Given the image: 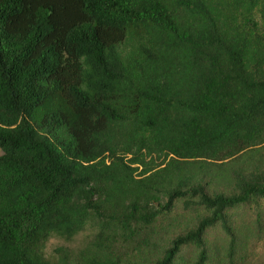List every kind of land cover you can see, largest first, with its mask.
<instances>
[{
  "label": "trees",
  "instance_id": "trees-1",
  "mask_svg": "<svg viewBox=\"0 0 264 264\" xmlns=\"http://www.w3.org/2000/svg\"><path fill=\"white\" fill-rule=\"evenodd\" d=\"M90 227L78 263L47 258ZM261 243L264 0H0V264H264Z\"/></svg>",
  "mask_w": 264,
  "mask_h": 264
},
{
  "label": "rangeland",
  "instance_id": "rangeland-1",
  "mask_svg": "<svg viewBox=\"0 0 264 264\" xmlns=\"http://www.w3.org/2000/svg\"><path fill=\"white\" fill-rule=\"evenodd\" d=\"M224 185L219 186V190H226L224 189ZM93 228H87L85 231L81 232L80 234L76 235L72 240L66 241L57 238L51 239L46 247V256L47 258H57L58 257V249H63L68 252L71 257V260L74 263L79 262V258L82 252L89 249L92 240L94 239V232ZM171 235V232L168 233ZM264 247L263 243L259 244L258 248L254 251V259L257 261V258L261 255V250ZM137 261H149L148 256H140L136 259Z\"/></svg>",
  "mask_w": 264,
  "mask_h": 264
}]
</instances>
